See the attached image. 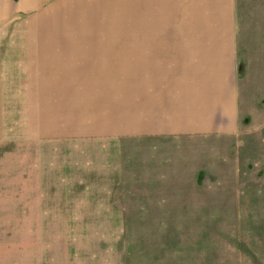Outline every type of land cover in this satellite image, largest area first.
<instances>
[{"label": "rangeland", "instance_id": "374dc122", "mask_svg": "<svg viewBox=\"0 0 264 264\" xmlns=\"http://www.w3.org/2000/svg\"><path fill=\"white\" fill-rule=\"evenodd\" d=\"M57 1L0 0V264H264V0H236L221 86L186 44L210 30H149L146 62H121L146 34L133 3L86 0L37 30ZM48 36L118 38L52 62ZM199 79L201 118L181 108Z\"/></svg>", "mask_w": 264, "mask_h": 264}, {"label": "crops", "instance_id": "0c3cea01", "mask_svg": "<svg viewBox=\"0 0 264 264\" xmlns=\"http://www.w3.org/2000/svg\"><path fill=\"white\" fill-rule=\"evenodd\" d=\"M44 1L46 0H22L21 4L24 7H32L34 5L39 4L40 2L43 3ZM85 2L86 0L57 1L53 7L47 9L45 12L40 13L38 15L37 21H35V23L39 24L36 26L37 30H40L41 28L43 29L44 27L45 29L47 28V30L57 27V24H51V22L53 23V21H51L52 13L55 15V21L58 19L60 23L63 21L64 18L62 13L76 14L84 12L86 6L88 5H86ZM111 2H113L114 4H118L116 0H113ZM124 3H133L132 5L134 7L135 26L138 30L136 31V33L141 34L145 30L146 34L135 36L136 41H132L133 45L131 47H128L126 43L122 44L120 47L121 50L120 48L117 50H120V52L116 54L114 59H122V62L123 58H130L132 59L130 61H134V64L136 61H138L139 63L146 62L147 58H144L143 54L145 50L144 48H146L148 44H153L152 38L147 34L149 30L153 32L154 29L156 30L158 28L166 27L169 28L172 24L180 22L177 24H180V26L183 25L184 28L187 24V26L189 25V29H195L198 30V32H200V30L211 31L210 34L212 33L213 35L204 37L205 39H202L201 33L199 36L189 35L187 37L186 44H188L189 47L190 45L194 46L192 48V52H190L191 54H195L196 57L200 55L199 53L203 49L201 48V46H206L207 49H209V54H213L214 56H216L215 59L212 61L211 67H209V69L207 70L208 74L205 75V77L206 80L208 78H212V81H214L216 84H219L220 86L222 84H225L228 67L224 66V64L222 63V58L220 56H222V49H226V47H229V44L231 43L230 29L232 24V13L236 12V0H125ZM62 7L67 9V11L62 10ZM57 13L59 15L58 18L56 17ZM216 30H219L221 33L217 35ZM136 33L134 32V34ZM36 38H38L39 41L37 50L40 54L42 50L41 40H47L48 43L46 45V49L48 51L45 52V54H48L50 61L52 62L62 60L64 54L62 53L63 55H60L59 53H57L59 50H62L64 52V49L65 51L68 48L70 50L73 45L77 44V46L71 50L72 52L68 51L69 54L65 55V57L67 58L66 60H68V62H72L77 61V59L82 60L84 56H89V54L93 56L94 50H99L98 47H105L104 55L109 57L112 53L113 39L118 38V36L95 37L96 39L93 40L95 42L97 41V43L89 42V36L67 37L65 39L68 40V43H63L62 39L64 38L62 36H48ZM55 44H57L59 47L56 48ZM91 44H94V46H96L95 49ZM67 46L69 47L67 48ZM86 46H90L91 48L86 49ZM211 46L213 47L211 48ZM127 48L131 50L129 55H127L126 53ZM217 57H219L218 60L216 59ZM104 60L105 63L104 65H102L103 70L101 66L99 71H104L106 68H108V61H111V58H109V60L108 58H105ZM197 65L196 71L199 70V67ZM62 66L63 65H61V68H63ZM91 78L94 81L95 76H91ZM201 83L202 82L199 79V86H197L198 89H184L186 93L184 94L183 92L182 102L186 99L187 103L181 104V108L184 109L186 112L188 108H191V112L192 109L195 108L193 109L195 111L193 112L194 116H199V118H201V113L199 111V107H201V105L199 101L201 102V93L204 92V89L202 90V87L200 86ZM234 103V98L230 97L226 108L231 109V107H235ZM175 124L177 125V121L175 122ZM204 125L207 126L208 123L205 122Z\"/></svg>", "mask_w": 264, "mask_h": 264}]
</instances>
